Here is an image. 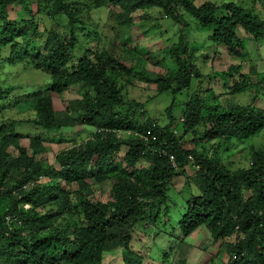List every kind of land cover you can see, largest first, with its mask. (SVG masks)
Listing matches in <instances>:
<instances>
[{"label": "trees", "instance_id": "16d2710c", "mask_svg": "<svg viewBox=\"0 0 264 264\" xmlns=\"http://www.w3.org/2000/svg\"><path fill=\"white\" fill-rule=\"evenodd\" d=\"M49 1L53 3V10L47 9V16L53 19L63 14L70 33L58 40L56 33L49 34L45 30L49 34L47 50L29 60L28 50L36 31L31 33L24 21L10 20L8 8L17 5L22 13L28 14L26 7L30 0H0V48L11 49V59L18 58L14 52L21 53L20 59L26 58L33 70L50 79L42 91L9 98L3 91L4 87L0 86V172L3 171L0 177V234L12 245L23 248L14 255L16 264H101L102 253L114 248L121 249L123 264H140V259L130 250L132 234L146 219L153 228L161 223L158 212L165 218L162 223H168L171 200L168 192L178 176L184 178L183 188L179 192H171L179 197L181 202L178 205L182 212L176 227L170 234L166 233L168 237L183 241L199 228L206 227L212 241L225 240L220 243V248L228 255V260L224 263L218 261V264H264V148L252 153L249 167L236 172H229L218 156L220 148L229 152V148H236L237 144L253 138L264 129V110L238 105L223 108L218 96L215 104L193 96L181 105V121H176L172 114L171 106L176 104L175 101L166 110L168 122L165 125L144 118L143 112L141 117L144 119L140 121L133 115L134 111H124L120 92L116 89L118 81L112 77L117 72L129 74V68L109 54L99 55L85 47L86 43L79 37L82 29L70 5L65 0ZM92 1L96 7L106 4L113 8L120 6L121 11L127 13L145 10L144 22L152 17L150 14L153 12L158 16L154 18L156 21L168 20L180 27L187 26L184 16L196 20L199 31L210 34L208 40L212 47L226 48L229 54L243 59L241 63L230 65L227 71L211 76L218 78L221 75L224 81H232L231 88L234 89L229 92L230 96L250 91L251 88L247 87L250 74L242 69L249 56L241 33L254 40H264V20L247 3L237 1L216 5L206 1L197 5V0ZM260 1L264 3V0ZM39 13L40 9L30 17L32 25L36 23L35 16L41 15ZM177 42L165 49L181 72L174 74L163 87L165 92L171 91L173 97L190 86L191 70H195V78L202 79L196 65L189 61L192 60L189 55L197 48L193 49L186 33L179 34ZM75 48L82 57L72 63L76 59ZM68 62L72 65L68 66ZM175 82H179V87ZM84 84L91 86L96 95H86L81 101L82 113L76 114L71 126L90 127L92 133L82 145L60 151L56 157V169L40 166L35 157L20 147L17 125L27 122L44 134H54L67 127L70 122L55 119L51 98L42 93L59 94L70 86ZM262 88L264 75L260 76L255 93L264 94ZM33 102L31 110L22 112L29 113V117L16 123L10 118V130L4 127L6 112L20 111V106ZM139 109L141 111V108L134 110ZM6 132H10V137L4 135ZM117 132H135L137 136L124 139ZM27 138L32 154H36L44 139L42 136ZM188 142L192 147H186ZM10 145H15L19 156L14 157L7 151ZM123 146L128 151L118 160L116 156ZM190 165L194 170L197 168L195 183H191L186 175V167ZM125 167L133 170L130 174L128 171L129 177L120 176L125 173ZM10 170L19 174L13 187H10ZM114 175L120 179L111 186L110 202L77 200L75 208L78 214H83L86 227L73 233L72 239L58 229L43 232L59 213L67 212L71 207L69 196L65 194L52 200L56 202L54 213H46L50 217L38 211L54 194L59 179L66 186L80 183L89 187L87 180L104 182L108 178L113 180ZM39 177L42 181L46 178L49 181L44 183ZM3 185L6 189H2ZM26 205L29 209L24 208ZM177 231L180 237L175 236Z\"/></svg>", "mask_w": 264, "mask_h": 264}, {"label": "rangeland", "instance_id": "374dc122", "mask_svg": "<svg viewBox=\"0 0 264 264\" xmlns=\"http://www.w3.org/2000/svg\"><path fill=\"white\" fill-rule=\"evenodd\" d=\"M206 1L208 0H197L196 4L200 5ZM210 1L216 5H221L225 2H245L253 8L260 19L264 20V3L260 0ZM65 2L70 5L72 12L76 14L78 25L82 29L79 31V37L80 41L86 43L84 46L91 48L99 55L103 53L109 54L129 68V74L124 75L125 73L117 72L113 73L112 77L118 81L116 82V89L120 92V100L125 106L124 111H134L133 115L140 121L148 118L156 120L159 125H165L168 122L166 110L174 101L176 104L171 106L172 114L176 121L177 119L181 121V105L193 96L198 97L200 100L209 101L211 104L217 102L216 97L218 96L223 108H232L238 105L240 107L251 106L264 110V94H261V92L255 93L260 76L264 75L263 39L254 40L241 33L242 38L245 39V52L249 56L242 69L244 73L250 74L247 87L251 89L250 91L247 90V92L230 96L229 92L234 89L233 87L231 88L232 81H224L225 78L221 75L218 78L211 75L216 72H225L230 65L241 63L243 59L229 54L226 48L212 47L208 40L210 34L199 31L196 20L184 16L187 26L184 27L182 25L180 27L178 24L168 20L158 19L156 21L154 19L158 18L156 12L151 13L152 17L144 22L142 19H145V10L136 9V11L134 10L135 12L127 13L121 11L122 8L120 6L113 8L112 6L108 7L106 4L96 7L92 0H65ZM38 9H40L39 14L41 15L35 16L36 23L32 25L30 17L34 16ZM47 9L53 10V3L49 0H30L26 7L28 14L22 13L17 5L8 8L10 20L14 22L24 21L31 33L36 31L32 35L33 43L30 45V49L28 48L29 52L27 51L29 54L27 59L29 60L35 58L38 54H43L47 50L46 40L50 33H56L58 40L66 38L70 33L69 27L66 26L67 18L61 14L52 19L47 16V13H49ZM45 30L48 31V35ZM181 33L188 35L189 41L194 45H192L193 49L197 48L194 50L195 53L193 52L192 55H189V58H192L189 61L196 65L202 79L195 78L196 72L191 70L192 82L190 86L185 91L177 92L173 97L172 92H165L163 87L168 83L169 79L174 77V74L181 72H178L175 63L165 53V49H168L173 42L176 43L177 37ZM75 51H77L76 54L75 52L73 54H75L74 57L76 59L72 63H76L82 57L78 49L75 48ZM20 54H15L14 52V55L18 58L11 59V49L0 48V86L4 87L3 91H5L8 98L17 94L24 95L38 90L42 91L50 81L49 77L43 73L33 70L29 63L26 62V58L24 60L20 59ZM144 54L150 55L152 59L150 56L144 57ZM202 56L206 57L202 58ZM72 63L68 62L67 64L71 66ZM240 80L238 79V81ZM175 85L179 87V82H175ZM173 89H175L174 86ZM42 94L45 96L49 95L51 98L55 119L57 121L65 119L70 122V125L59 129L57 133L47 132L44 134L35 125L27 124L26 122L17 125L16 133L20 134L17 139L20 147L25 149L29 156L35 157L36 162L40 166L56 169L58 167L56 162L58 153L74 145H82L92 133L93 129L90 127H72L71 120L75 118L76 114L82 113L81 110L83 109H81L79 104L86 95L95 97L96 92L91 86L84 84L70 86L59 94L52 92ZM34 103L23 104L19 108L20 111L15 112V110H12L6 112L4 127L10 130V118L16 123L21 118L29 117V113L22 114V112L31 110L34 107ZM138 108H141V111L140 109L134 110ZM141 113L144 118L141 117ZM9 134L10 132H6L4 135L10 137ZM28 136H42L44 139L41 149H37L36 154H32L33 150L29 146ZM186 147H192L191 143L188 142ZM263 148L264 129L253 138L237 144L236 148H229V152H226V148H220L218 156L221 157L229 172H236L242 168L249 167L252 163V153L254 151L259 152ZM215 150L218 151V148L216 147ZM7 151L14 157L15 155L19 156L15 145H10ZM127 151L128 148L123 146L116 156L117 159L119 160L123 157ZM12 156L10 157L11 160L13 159ZM10 159L8 158V160ZM128 171L130 174V171L133 170L125 167V173L120 174V176L129 177ZM195 173L192 166L186 167V175L191 183L196 182ZM2 174L3 171L1 170L0 177ZM120 176L114 175L113 180L108 178V181L97 183L87 180L86 183L89 187H83L80 183L66 186L59 179L54 189V194L45 200L46 205L42 207V210L38 211L50 217L46 213H54L56 202H52V200L56 196L59 197L65 194L69 196L71 207H69L67 212L59 213L56 220L47 224L48 229L43 230V232L47 233L58 229L64 231L65 235L67 234L69 239H72L73 233L86 227L83 214H78L75 208L77 200L84 198L100 203L110 202L111 186L116 184ZM18 177L19 174L16 171L10 170V187H13L16 182L15 178ZM39 178L40 181L43 180L42 177ZM130 178L132 179L133 177L131 176ZM48 181L49 179L46 178L42 182L46 183ZM183 185L184 178L182 176L175 177L172 181V188L170 187L171 189L168 192L171 200L169 201L170 209L168 210L167 218H170V220L166 225L162 223L165 218L158 212L159 221H161V223H157L158 227L155 225L153 228L148 219H146L139 226L141 229L138 227L134 230L129 246L131 252L140 259V264H218V261L224 263L228 260V255L225 251H221L222 249L220 248V243L225 240L212 241L210 231L206 227L199 228L191 236L183 239V241H178L179 239L176 237L172 239L168 237L167 234H170L172 228L176 227L182 212L180 205H178L179 197L171 191H179L183 188ZM2 189H6L5 185L2 186ZM26 208L29 209V207ZM162 229L163 232L160 233ZM157 234L159 235L157 236ZM175 236L180 237L178 231ZM22 249L17 244L12 245L9 239L0 234V264H16L14 255L20 253ZM106 250L102 253L101 264H123V253L120 248ZM6 253L8 255H5Z\"/></svg>", "mask_w": 264, "mask_h": 264}, {"label": "built area", "instance_id": "2783aa9c", "mask_svg": "<svg viewBox=\"0 0 264 264\" xmlns=\"http://www.w3.org/2000/svg\"><path fill=\"white\" fill-rule=\"evenodd\" d=\"M117 134H118V136H121V134L123 135V136H121V137H123V138H134V137H136L137 136V133H134V132H117ZM142 137V135H140V138ZM189 159L191 160V157H189ZM170 162H172L173 163V157H171L170 156ZM174 167H175V165H173Z\"/></svg>", "mask_w": 264, "mask_h": 264}, {"label": "clouds", "instance_id": "9594fccd", "mask_svg": "<svg viewBox=\"0 0 264 264\" xmlns=\"http://www.w3.org/2000/svg\"><path fill=\"white\" fill-rule=\"evenodd\" d=\"M135 133V132H134ZM125 139V138H124ZM129 139H131V138H129ZM190 163H192L191 161H189ZM191 166V165H190ZM196 170H194V171H197V168H195ZM26 207H29L28 205H26V206H24V208L25 209H27Z\"/></svg>", "mask_w": 264, "mask_h": 264}, {"label": "crops", "instance_id": "0c3cea01", "mask_svg": "<svg viewBox=\"0 0 264 264\" xmlns=\"http://www.w3.org/2000/svg\"><path fill=\"white\" fill-rule=\"evenodd\" d=\"M208 1H210V0H208ZM211 2V1H210ZM179 191H181V190H179ZM179 191H176V192H179ZM178 197V196H177Z\"/></svg>", "mask_w": 264, "mask_h": 264}]
</instances>
